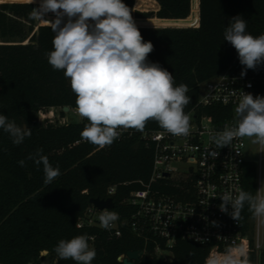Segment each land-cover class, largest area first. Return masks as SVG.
<instances>
[{
    "label": "trees",
    "instance_id": "trees-1",
    "mask_svg": "<svg viewBox=\"0 0 264 264\" xmlns=\"http://www.w3.org/2000/svg\"><path fill=\"white\" fill-rule=\"evenodd\" d=\"M4 1V0H0ZM145 42L153 44L148 61L158 63L172 73L175 85L185 84L191 102L185 113L198 108L221 120L228 114L224 105L199 107L201 84L238 60L235 48L224 41V29L232 17L247 21L246 31L254 36L264 33V0H123ZM158 4L157 11H141ZM33 3L40 0H14L0 3V113L18 126L32 129L29 138L15 145L0 129V261L6 264H43L51 258L57 264L54 247L61 239L78 235L89 237V246L97 255L92 264H123L118 259L129 250H144V240L129 229L120 237L111 236L96 225L78 226L86 215L92 197H107V189L116 185L115 212L130 214L134 207L123 203L132 191L143 187L152 173L153 151L140 138L114 142L98 149L81 141L87 122L61 125L40 112L51 107H76V95L63 71L53 70L47 53L53 50L54 33L45 24L30 18ZM200 25L194 26L198 23ZM43 19L52 21L53 13ZM67 18L65 17V20ZM152 22V25H138ZM263 64V63H262ZM225 111V113H224ZM227 111V113H226ZM155 120L146 128H156ZM43 149L60 175L44 183L43 165L39 168L29 154ZM25 160L21 167L18 161ZM245 191L255 195V168L247 166ZM245 218L252 215L247 204ZM94 237V240L91 237ZM242 246L248 258L255 260L254 239ZM218 243L201 244L180 240L171 249L172 260H160L152 246L139 264H206L210 256L228 248ZM44 250L48 253L43 254ZM264 261V256L263 260ZM58 264H76L59 260ZM264 264V263H262Z\"/></svg>",
    "mask_w": 264,
    "mask_h": 264
},
{
    "label": "clouds",
    "instance_id": "clouds-1",
    "mask_svg": "<svg viewBox=\"0 0 264 264\" xmlns=\"http://www.w3.org/2000/svg\"><path fill=\"white\" fill-rule=\"evenodd\" d=\"M49 12L55 16L52 21L43 19ZM29 15L47 24L55 34L47 60L53 70L63 71L76 95L75 113L88 121L80 133L82 140L99 148L111 146L122 130L143 131L149 120L158 122L171 135L190 134V115L184 111L191 102L189 89L185 84L176 86L172 73L148 61L154 46L143 40L132 10L123 0H40L38 9ZM246 29L247 21L237 15L223 33L224 41L235 48L243 66L241 77L247 69L255 70L264 63V33L254 36ZM0 129L9 134L15 145L32 134L27 125L18 126L2 113ZM208 135L219 149L245 137L264 149V96L242 92L234 109V123L225 125L222 131H209ZM42 153L43 149L38 148L27 159L37 168L43 165L44 183L51 184L61 173ZM18 163L25 166V160ZM220 199V211L236 221L242 219L245 204L255 217L264 218V193L260 189L253 195L236 188L235 193L225 191ZM98 220L103 229L110 230L119 214L105 208ZM54 252L57 264L68 259L76 264H92L97 255L89 246L87 235L61 239ZM206 264L250 262L245 247L236 245L210 256Z\"/></svg>",
    "mask_w": 264,
    "mask_h": 264
},
{
    "label": "built area",
    "instance_id": "built-area-1",
    "mask_svg": "<svg viewBox=\"0 0 264 264\" xmlns=\"http://www.w3.org/2000/svg\"><path fill=\"white\" fill-rule=\"evenodd\" d=\"M199 25L200 18L194 26ZM242 70L243 66L235 60L201 84L197 105L226 106L228 114L223 119L216 120L213 115L201 114L195 108L186 113L190 115V134L187 137L171 135L160 125L156 128L144 127L143 131L122 130L120 138L114 142L140 138L152 148L150 180L142 182L143 187L132 191L124 199L123 203L133 206L134 210L127 215L117 212L119 220L110 230L103 229L98 220L100 211L105 208L99 209L92 203L86 215L78 221V226L96 225L116 237L129 229L144 240L143 254L152 246L154 253L163 256L165 261L164 252H171L180 240L229 247L242 245L253 238L255 264H262L263 218L253 214L245 218L243 208L242 219L236 221L228 213L221 212L219 205L225 191L235 193L236 188L245 191L244 176L248 165L255 168V195L259 189L264 193V149L247 137L235 139L231 145L219 149L208 135L209 131H222L225 125L234 123V109L242 92L264 96V63L255 70L247 69L243 77L240 75ZM65 107H51L48 112L41 111L40 115L52 118L61 125L73 121L88 123L86 118L75 113V107L69 106L68 110ZM72 113L78 116V120L70 116ZM81 141L84 140L81 138L75 143ZM252 150L254 156L250 154ZM116 190V185L109 186L107 197L113 196ZM228 208L231 212L230 205ZM107 209L114 211L115 207ZM91 239L94 240V237ZM126 257L127 253L119 255L118 259L125 264Z\"/></svg>",
    "mask_w": 264,
    "mask_h": 264
},
{
    "label": "water",
    "instance_id": "water-1",
    "mask_svg": "<svg viewBox=\"0 0 264 264\" xmlns=\"http://www.w3.org/2000/svg\"><path fill=\"white\" fill-rule=\"evenodd\" d=\"M14 0H4L1 2H13ZM39 5L36 3H33V8L38 9ZM69 106L65 107V110H68ZM91 203L94 204L99 209L104 208H114L116 203L113 196H109L107 198H101V197H92ZM44 253H48V250H44ZM143 251L142 250H129L127 252V257L124 259L125 264H138V261H140L142 257ZM160 260L162 262L165 261V258L163 256L160 257ZM0 264H6L0 261Z\"/></svg>",
    "mask_w": 264,
    "mask_h": 264
},
{
    "label": "rangeland",
    "instance_id": "rangeland-1",
    "mask_svg": "<svg viewBox=\"0 0 264 264\" xmlns=\"http://www.w3.org/2000/svg\"><path fill=\"white\" fill-rule=\"evenodd\" d=\"M135 8L138 9V10H141V11H157L158 10V4L156 2H154L152 5L146 6L144 8H140V7H137V6H135ZM38 24H42V23L41 22H38ZM138 25L160 26V25H156V24L155 25H152V22H149V23L146 22V23L138 24ZM70 116L73 119H77L78 120V116H76L75 114L72 113V114H70ZM250 154L252 156H254V150H252L250 152ZM263 224H264V218H263ZM261 244H262V247L264 248V225H263L262 243ZM43 254H46V253H44V251H43ZM164 255L166 256L167 261H171L172 260V253L170 251L164 252ZM248 260H249L250 264H255V260H251L250 258H248ZM263 263H264V261H263ZM43 264H52L51 258H45L43 260Z\"/></svg>",
    "mask_w": 264,
    "mask_h": 264
},
{
    "label": "bare ground",
    "instance_id": "bare-ground-1",
    "mask_svg": "<svg viewBox=\"0 0 264 264\" xmlns=\"http://www.w3.org/2000/svg\"><path fill=\"white\" fill-rule=\"evenodd\" d=\"M38 5V4H37Z\"/></svg>",
    "mask_w": 264,
    "mask_h": 264
}]
</instances>
